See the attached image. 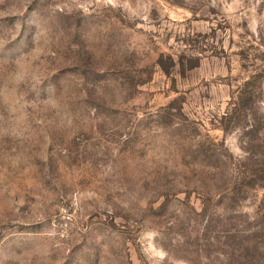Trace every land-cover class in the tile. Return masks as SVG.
<instances>
[{
  "label": "rangeland",
  "instance_id": "374dc122",
  "mask_svg": "<svg viewBox=\"0 0 264 264\" xmlns=\"http://www.w3.org/2000/svg\"><path fill=\"white\" fill-rule=\"evenodd\" d=\"M0 264H264V0H0Z\"/></svg>",
  "mask_w": 264,
  "mask_h": 264
}]
</instances>
